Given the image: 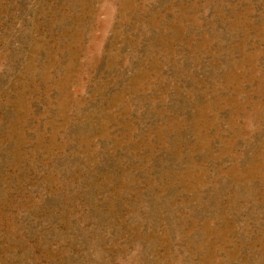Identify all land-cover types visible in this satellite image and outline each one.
Here are the masks:
<instances>
[{"label": "rangeland", "instance_id": "obj_1", "mask_svg": "<svg viewBox=\"0 0 264 264\" xmlns=\"http://www.w3.org/2000/svg\"><path fill=\"white\" fill-rule=\"evenodd\" d=\"M0 264H264V0H0Z\"/></svg>", "mask_w": 264, "mask_h": 264}]
</instances>
